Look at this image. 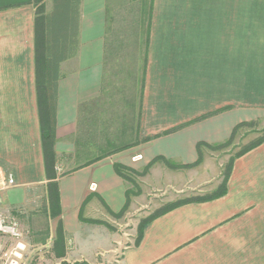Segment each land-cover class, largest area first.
Wrapping results in <instances>:
<instances>
[{"label": "crops", "instance_id": "crops-1", "mask_svg": "<svg viewBox=\"0 0 264 264\" xmlns=\"http://www.w3.org/2000/svg\"><path fill=\"white\" fill-rule=\"evenodd\" d=\"M109 1L80 0L76 49L59 67L60 243L38 119L35 8L0 0V182L15 183L0 191V207L21 231L32 219L42 235L32 243L53 264H264V143L234 160L223 195L147 220L138 244H124L120 230L136 205L135 182L190 178L193 196H209L222 164L210 165L208 146L264 118V0H146L144 24L118 41L126 83L118 107L105 88Z\"/></svg>", "mask_w": 264, "mask_h": 264}, {"label": "trees", "instance_id": "trees-1", "mask_svg": "<svg viewBox=\"0 0 264 264\" xmlns=\"http://www.w3.org/2000/svg\"><path fill=\"white\" fill-rule=\"evenodd\" d=\"M131 3L139 4V18L137 23L144 24V14L147 8L146 0H128ZM52 8L50 12L45 9L44 0H32L35 8L34 17V67H35V87L37 96V109L39 128L41 135V146L43 161L48 181L46 187L47 203L49 214L52 218L58 219L57 241L62 242V231L60 227V201L58 185L54 167L56 165V155L54 150L55 145V112H56V87L59 78L60 64L72 56L76 49L77 33H78V15L80 0H51ZM110 17H108L107 21ZM253 123H241L237 125L230 138L213 146H208L210 149L221 147L231 143L235 132L243 127L252 125ZM264 142V135L256 141L248 144L240 149L234 156L229 158L228 163L223 169L221 176L222 181L216 191L206 197H193L185 200H180L155 212L148 219L143 221L138 229V235L135 244L141 240L145 222L157 216H160L172 209H175L183 204L195 201H203L219 197L225 193V185L229 174L233 167V162L236 158L251 151L255 147ZM202 144L197 145V150ZM170 168L176 169L181 166L177 164H169ZM125 168L120 165H115V170L120 173V170ZM60 264H66L61 262ZM79 264V263H75ZM82 264V263H81Z\"/></svg>", "mask_w": 264, "mask_h": 264}, {"label": "rangeland", "instance_id": "rangeland-1", "mask_svg": "<svg viewBox=\"0 0 264 264\" xmlns=\"http://www.w3.org/2000/svg\"><path fill=\"white\" fill-rule=\"evenodd\" d=\"M109 5L110 18L108 20V26L110 29L108 32V39L110 43H108L109 45L105 62V88L111 90L114 89L115 97L113 98L112 104L113 107H118V101L121 99L118 89L125 88L126 85L124 80L125 73L124 69H122L125 68V50L123 51V46L120 45L118 41H125L128 37L133 38V33L130 31V28L138 21L139 4L131 3L128 0H111L109 1ZM45 7L47 12H50L51 0H46ZM249 123L253 124L243 126L235 132L230 144L210 149L213 154V160L209 161L210 165H219L220 167V164H222L220 167L222 173L229 158L234 156L243 147L264 135V118ZM113 131H116L115 128L108 130L107 132L110 133ZM54 170L56 171V167ZM134 179L136 181L139 180L136 178ZM221 181L222 176L218 180L219 184ZM134 184L136 185L133 187L135 190L133 195L136 199V205L134 206L133 211L126 216V224H120L121 232L127 235V237H124L126 240L123 241L124 244H128L129 242L135 243L140 225L158 210L177 201L196 197L193 196L194 193L191 191L196 182L190 181V178L184 182L180 177L176 182H173V184H166V186L165 184L159 186L157 183L155 185L148 182L141 185H137L136 182ZM44 195L45 193L43 191L36 192L35 194V200L40 204L39 206H41V201H44ZM1 207L0 210H2L4 214L11 212V210H8L7 208L3 209ZM41 217V214H39L38 218L41 219ZM17 219L20 220L19 218ZM28 219L31 220V224L28 223V225H24L25 227L22 231L23 236L21 239L13 240L7 237H0V264H7L11 259H16L18 264L54 263V260L46 252L42 251L43 249L33 245L32 241L40 239L42 235H34L32 233V219ZM17 244H22V246L17 248ZM14 254H18V257H15ZM40 256H42V258H40Z\"/></svg>", "mask_w": 264, "mask_h": 264}, {"label": "built area", "instance_id": "built-area-1", "mask_svg": "<svg viewBox=\"0 0 264 264\" xmlns=\"http://www.w3.org/2000/svg\"><path fill=\"white\" fill-rule=\"evenodd\" d=\"M56 172L60 173V169L56 167ZM14 179L10 176L7 177L6 180L0 182V191L3 189H7L8 187L14 186ZM0 236L11 238L13 240H19L22 238L23 233L19 227L17 220L11 214V212H7L4 214L2 210H0ZM22 244H17V248H20ZM6 255V254H5ZM15 257H18V254H14ZM7 264H18L16 259H11Z\"/></svg>", "mask_w": 264, "mask_h": 264}]
</instances>
